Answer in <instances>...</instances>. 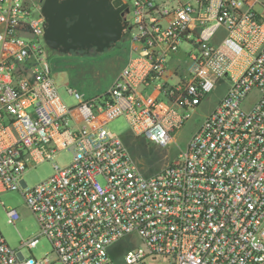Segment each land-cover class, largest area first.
<instances>
[{"label": "built area", "instance_id": "built-area-1", "mask_svg": "<svg viewBox=\"0 0 264 264\" xmlns=\"http://www.w3.org/2000/svg\"><path fill=\"white\" fill-rule=\"evenodd\" d=\"M126 62L106 90L61 100L38 0H0V192L19 191L62 264H264V0H121ZM184 47V48H183ZM222 98L177 158L152 175L105 125L167 147L204 98ZM255 92L257 98L242 104ZM70 163L29 187L27 169L59 151ZM10 224L20 215L5 210ZM54 263V262H53ZM0 264L24 257L0 233Z\"/></svg>", "mask_w": 264, "mask_h": 264}, {"label": "rangeland", "instance_id": "rangeland-1", "mask_svg": "<svg viewBox=\"0 0 264 264\" xmlns=\"http://www.w3.org/2000/svg\"><path fill=\"white\" fill-rule=\"evenodd\" d=\"M48 54L58 94L67 107H72L76 105V100L68 94V88L76 90L86 98L102 94L126 62L129 50L128 41L124 39L119 41L116 46L101 52L60 54L49 48ZM227 87L228 81L225 79L217 86L216 90L208 94L199 108L191 114L189 120L174 134L173 141L167 147H158L143 138L134 137L123 116L109 121L105 128L122 138L142 173L145 175L155 174L174 161L180 151L184 150L188 139L197 129L203 117L218 103ZM256 98L257 94L251 93L243 102L242 107L248 108L249 103ZM71 159L72 155L69 151H59L51 161L27 169L23 178L29 187L35 186L54 173V164L62 168L68 165ZM7 209H16L19 212L20 218L16 224L8 222L5 212ZM0 233L7 245L12 250L20 249L24 257H34L35 259L46 257L52 264H62L59 261H54L56 254L45 236L39 237V242L33 249L20 248L21 242L39 236V226L19 191L0 192ZM140 245L138 237L133 236L110 246L108 248L109 255L115 264H124L122 253ZM145 264L149 263L145 262Z\"/></svg>", "mask_w": 264, "mask_h": 264}, {"label": "water", "instance_id": "water-1", "mask_svg": "<svg viewBox=\"0 0 264 264\" xmlns=\"http://www.w3.org/2000/svg\"><path fill=\"white\" fill-rule=\"evenodd\" d=\"M41 12L45 43L62 54L86 51L91 45L101 52L120 40V18L106 0H44Z\"/></svg>", "mask_w": 264, "mask_h": 264}, {"label": "flooded vegetation", "instance_id": "flooded-vegetation-1", "mask_svg": "<svg viewBox=\"0 0 264 264\" xmlns=\"http://www.w3.org/2000/svg\"><path fill=\"white\" fill-rule=\"evenodd\" d=\"M41 2V8L43 6L44 0H38ZM58 2L64 1V0H57ZM107 1V8L109 10H113V11H117V14L120 18V23L122 26V31H121V37L120 40H124L125 39V29H126V25L128 23V10L127 7L125 6V4L121 1V0H106ZM118 41V42H119ZM105 41L102 42V44ZM111 44L109 48L114 47L117 45V43ZM108 48V49H109ZM54 52L60 53L58 50H53ZM90 52L95 53L96 52V47L95 46H90V48H87L86 51H69L67 54H88ZM62 54V53H60Z\"/></svg>", "mask_w": 264, "mask_h": 264}, {"label": "crops", "instance_id": "crops-1", "mask_svg": "<svg viewBox=\"0 0 264 264\" xmlns=\"http://www.w3.org/2000/svg\"><path fill=\"white\" fill-rule=\"evenodd\" d=\"M198 108H199V107H198ZM198 108H197V109H198ZM213 108H214V106L211 108V110H212ZM197 109H196V110H197ZM196 110H195V111H196ZM211 110L209 111V113L211 112ZM207 114H208V113H207ZM207 114H206V115H207ZM206 115H205V116H206ZM205 116H204V117H205ZM204 117H203V118H204ZM202 120H203V119H202ZM195 130H196V129H195Z\"/></svg>", "mask_w": 264, "mask_h": 264}]
</instances>
